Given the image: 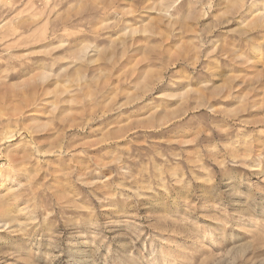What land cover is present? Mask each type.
Returning <instances> with one entry per match:
<instances>
[{"label": "rangeland", "instance_id": "374dc122", "mask_svg": "<svg viewBox=\"0 0 264 264\" xmlns=\"http://www.w3.org/2000/svg\"><path fill=\"white\" fill-rule=\"evenodd\" d=\"M244 1L0 0V264H264Z\"/></svg>", "mask_w": 264, "mask_h": 264}, {"label": "bare ground", "instance_id": "6f19581e", "mask_svg": "<svg viewBox=\"0 0 264 264\" xmlns=\"http://www.w3.org/2000/svg\"><path fill=\"white\" fill-rule=\"evenodd\" d=\"M256 1H257V0H250V1H249V4L247 5L248 2H247V0H246L247 3L244 1V3L242 4V6H243V5H244V6L247 5L246 7L248 8V7L252 6V5H254ZM246 7H245V8H246ZM87 53H88V52H87ZM85 54H86V53L84 52V50H82V53H81V56H82L81 58H82V59H85ZM83 56H84V57H83ZM46 75H47L46 73H43V74H41V77H44V76H46ZM140 187H141V186H140ZM136 188H137V187H136ZM63 197H65V196L63 195ZM8 202H9V201H8ZM6 204H7V202H6ZM6 204H5L3 201L0 200V223H2V220L6 221L5 218H9V215H10V211L8 210V207H6ZM21 209L23 210V208H21ZM21 209L19 208L18 211H20ZM24 209H27V208H24ZM16 211H17V209H16ZM18 211H17V212H18ZM24 212H25V210H24ZM11 217H12V216H11ZM16 217H17V216H16ZM12 218H13V217H12ZM12 218H11V219H12ZM14 218H15V217H14ZM7 220H8V219H7ZM12 220H13V219H12ZM15 220H16V218H15ZM4 221H3V222H4ZM16 221H17V220H16ZM16 221H15V222H16ZM13 222H14V221H13ZM30 222H31V221H30ZM4 223H6V222H4ZM10 223H11V222H10ZM16 223H17V222H16ZM3 225H4V224H3ZM5 225H7V224H5ZM5 225H4V226H5ZM24 225H25V224H24ZM18 226H19V225H18ZM18 226H17V227H18ZM19 227H20V226H19ZM16 230H17V229H16ZM13 231H14V230H13ZM15 232H16V231H15Z\"/></svg>", "mask_w": 264, "mask_h": 264}]
</instances>
